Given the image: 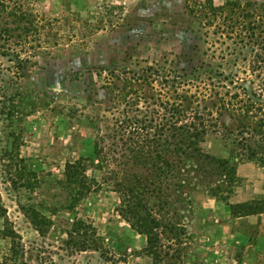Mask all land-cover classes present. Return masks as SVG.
I'll use <instances>...</instances> for the list:
<instances>
[{"label":"rangeland","instance_id":"1","mask_svg":"<svg viewBox=\"0 0 264 264\" xmlns=\"http://www.w3.org/2000/svg\"><path fill=\"white\" fill-rule=\"evenodd\" d=\"M4 3L0 264H264V0ZM199 121L149 246L123 207Z\"/></svg>","mask_w":264,"mask_h":264},{"label":"trees","instance_id":"2","mask_svg":"<svg viewBox=\"0 0 264 264\" xmlns=\"http://www.w3.org/2000/svg\"><path fill=\"white\" fill-rule=\"evenodd\" d=\"M5 7L6 5L4 3V0H0V12ZM2 31L9 32V29L2 28ZM0 96L4 98L3 94H1ZM248 106L252 107L251 104ZM182 111V108L175 106L172 108L170 116L180 114L182 113ZM197 118H199V120L203 119V117L201 116ZM199 124L201 125V128L199 129H197L198 127L196 128V125L193 122H190L188 125L177 127L179 133L173 132L169 136L175 137V142L167 140V138L161 139V141L164 142L161 154H159V152L157 154L155 153V157L157 159L156 162L154 161V163L151 164V167H148L147 171L144 174L138 176V183H141L142 188L138 187V190L136 191L137 196L134 197V200L131 203H126V205L123 207V218L127 222H129L132 227L146 234V236L148 237L147 241L149 246H151V244L156 241V239L152 241L149 237L153 233L152 228L157 229L158 227H162L164 229H167L169 232H172L174 229H176V226H174L175 224L173 225L170 221L164 218H154L150 215L151 207L146 205L149 201L148 197L151 196L155 199L160 200V197L162 195L170 196V192L166 194V190H169L171 185L175 187L180 186V184L177 183L178 176L180 175V171H178V169L180 166L182 167V160H184L183 158H185L183 156L180 158V156L185 155L187 149L190 147L188 146L189 143H193L192 138H197L198 136L204 135L206 133L203 121H199ZM213 126L216 127V125ZM184 127H187V130H184ZM189 129H192L194 133L191 134V132H189ZM159 131L160 135L162 136L164 129H162L161 127L159 128ZM168 144L172 145V148H169ZM190 153L191 152H187L186 155L188 154V157L193 156V154ZM173 155L174 158H172L170 161L169 156L171 157ZM183 169L185 168L183 167ZM69 170H71L70 167L68 168V172H71ZM171 178L173 179V181L171 180ZM9 180H11V182H14L11 174ZM129 182L130 181L126 180L125 182L123 181V183L119 181L117 183L120 188V195H122L123 197L122 202L125 200V195H129V193H132V190L135 187L134 185H129ZM151 193L155 194L151 195ZM143 195L145 196L143 197ZM163 204L165 205V202H163ZM146 224H150L151 227ZM148 248L151 249L153 247Z\"/></svg>","mask_w":264,"mask_h":264}]
</instances>
